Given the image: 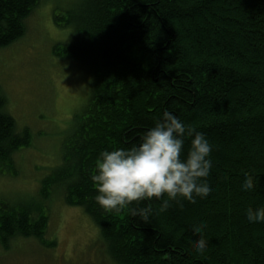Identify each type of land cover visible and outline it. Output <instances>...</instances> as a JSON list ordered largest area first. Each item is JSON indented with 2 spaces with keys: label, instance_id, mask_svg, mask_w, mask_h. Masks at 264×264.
<instances>
[{
  "label": "trees",
  "instance_id": "trees-1",
  "mask_svg": "<svg viewBox=\"0 0 264 264\" xmlns=\"http://www.w3.org/2000/svg\"><path fill=\"white\" fill-rule=\"evenodd\" d=\"M41 1L0 0V52L26 36ZM68 14L55 23L73 26L74 39L53 53L88 73V101L73 115L60 165L34 195L0 197V247L23 238L56 246L46 232L59 193L92 220L112 264H264V223L245 216L264 206V0H81ZM6 105L0 85V174L14 177L15 156L33 136ZM164 110L206 135L215 191L171 201L147 224L126 210L105 212L90 179L99 153L137 144ZM245 172L254 191L241 188ZM205 222L200 253L193 225Z\"/></svg>",
  "mask_w": 264,
  "mask_h": 264
},
{
  "label": "rangeland",
  "instance_id": "rangeland-1",
  "mask_svg": "<svg viewBox=\"0 0 264 264\" xmlns=\"http://www.w3.org/2000/svg\"><path fill=\"white\" fill-rule=\"evenodd\" d=\"M81 0H43L27 20L26 36L0 52V85L6 110L19 128L32 131L31 147L16 156L18 175L0 174V197H27L60 165L62 143L74 113L88 101L90 78L78 63L53 53L57 43L74 39L73 26H59ZM46 238L56 246L43 247L33 238L0 247V264H112L103 239L81 207L64 203L55 194L49 203Z\"/></svg>",
  "mask_w": 264,
  "mask_h": 264
},
{
  "label": "clouds",
  "instance_id": "clouds-1",
  "mask_svg": "<svg viewBox=\"0 0 264 264\" xmlns=\"http://www.w3.org/2000/svg\"><path fill=\"white\" fill-rule=\"evenodd\" d=\"M186 140L190 145L185 152ZM211 150L203 132L164 110L137 144L99 153L90 177L97 193L95 202L105 212L126 210L147 224L153 215L166 211L171 201L182 198L194 203L196 197H208L215 191L207 180L213 167ZM244 176L242 190L254 191V175L245 172ZM153 199L161 201L156 210L150 204L132 207ZM245 216L249 223H264V206L245 209ZM206 228V222L193 225V231L200 236L195 242V250L200 253L207 250L208 242L203 236Z\"/></svg>",
  "mask_w": 264,
  "mask_h": 264
}]
</instances>
